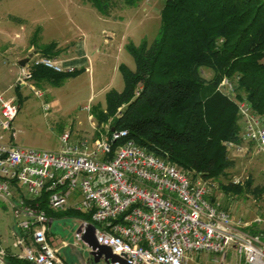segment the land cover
<instances>
[{"label": "built area", "instance_id": "1", "mask_svg": "<svg viewBox=\"0 0 264 264\" xmlns=\"http://www.w3.org/2000/svg\"><path fill=\"white\" fill-rule=\"evenodd\" d=\"M40 66L56 73L74 72L53 57L35 55L20 68V83L32 81L33 69ZM217 89L235 99L230 78L222 79ZM237 105L242 143L229 142L228 150L246 152L243 144L249 143L264 155L263 119L246 99ZM18 111L13 99L0 95V195L15 197L13 188L27 192V197L16 196L15 203L18 258L32 264H67L48 242L50 219L37 201L47 192L52 210L72 208L90 214L99 242L130 264H188L190 254L202 253L213 256L216 264H264V227L248 230L264 220H234L212 199L210 182L194 181L133 141L114 151L112 141L125 131L112 130L111 139L101 135L92 145L89 140L69 145V134H64L59 152L13 145L4 137L10 133L15 138L12 128ZM89 118L95 120L93 114ZM105 126L109 131V124ZM4 249L0 246V264H6Z\"/></svg>", "mask_w": 264, "mask_h": 264}, {"label": "trees", "instance_id": "2", "mask_svg": "<svg viewBox=\"0 0 264 264\" xmlns=\"http://www.w3.org/2000/svg\"><path fill=\"white\" fill-rule=\"evenodd\" d=\"M85 1L109 17L116 0ZM119 1L137 7L143 0ZM127 47L135 70L121 65L124 89L109 91L106 107L93 112L99 128L111 120L108 139L112 130L126 132L112 141L113 150L133 141L194 181L219 178L233 166L227 143H242L237 101L246 99L264 121V0H164L158 37ZM56 50L51 43L42 53L52 57ZM75 75L33 69L37 82ZM226 77L235 99L217 89ZM48 196L37 200L48 216L92 223L90 214L72 208L52 210ZM4 250L6 264H32Z\"/></svg>", "mask_w": 264, "mask_h": 264}, {"label": "rangeland", "instance_id": "3", "mask_svg": "<svg viewBox=\"0 0 264 264\" xmlns=\"http://www.w3.org/2000/svg\"><path fill=\"white\" fill-rule=\"evenodd\" d=\"M68 2L75 5H66ZM77 2L80 0H0V95L5 99L13 98L19 108L12 128L15 138L7 133L5 142L59 152L64 146V134H69V145H78L84 140H89L92 145L101 135L109 137L106 126L99 128L95 119V130L89 116L96 108L106 107L109 91L124 89L120 66L126 65L135 70L128 44L139 46L158 37L164 0H143L137 7L124 8L119 0L115 1L112 17L106 19L108 22L95 27V36L84 38L91 51L99 52L92 55L94 75L83 71L59 83L32 80L18 85L19 58L25 55L31 44L40 49L61 38L62 32L54 31L56 25L63 29V34L68 35L69 32L77 43L82 39L75 28L79 12ZM54 41L62 47L63 53L71 48L63 38ZM104 52L109 54L105 65L98 63ZM203 74L211 77L207 71ZM45 105H49V109H45ZM87 107H91L92 111H88ZM243 145L246 152L229 151L233 166L210 182L211 192L215 201L227 209L234 220L254 223L258 218L264 220V155L257 153L253 144ZM13 192L15 197L0 195V246L17 251L13 233L16 196L24 194L27 197V192L18 188H13ZM24 201L32 204L30 199L25 198ZM85 223L79 217L58 218L55 222L50 219L48 242L59 250L58 256L67 264H94L88 247L77 236L79 226ZM254 227L263 228L264 223L255 224L248 230ZM64 244L68 246L64 247ZM190 257L188 264H216L212 261L213 256L207 253L190 254Z\"/></svg>", "mask_w": 264, "mask_h": 264}, {"label": "crops", "instance_id": "4", "mask_svg": "<svg viewBox=\"0 0 264 264\" xmlns=\"http://www.w3.org/2000/svg\"><path fill=\"white\" fill-rule=\"evenodd\" d=\"M66 5L72 6V5H75V3L74 2H68V3H66ZM76 5H77L76 8L79 9V12L77 14L78 22L76 23L77 25L75 28L78 31L79 36H82V39L80 38L79 43H77L75 39H72V37H70L71 35L69 32H68V35L63 34V29H61L60 27H58L56 25L54 31L55 32H62V37L59 39H54V40H61L63 38L64 40H66V42H68L71 45L70 46L71 48L68 49V52L63 53V52H61L62 47L58 46L59 52H57V50H56L54 52V54H52L53 55L52 57L55 58L62 65V67L65 70H67L69 68H73L74 72L77 74L85 71V72H88L92 75V73H93L92 64L94 65V60H93L92 55H95L99 52L91 51L88 48V44L84 41L85 40L84 38H86V37L92 38L93 36H95L96 31H97V28L95 29V27L97 25H99V23L104 25V23H106V21L108 22V20H106V19H110L112 17V15H110L109 17H105V16L101 15L91 3H89L85 0H80V2H77ZM122 7L124 8L125 6H122ZM54 40L52 42L46 44L45 46H47L51 43H56L57 45H59ZM105 43L108 44L107 39H105ZM45 46L38 49L35 45L31 44L30 47L27 49L25 55H23L19 58V61L24 59V58H27L30 54H33V56L43 55L42 49ZM105 53L106 52H104L103 54L101 53L102 57L101 58L99 57L98 63H102L103 65H105L106 56L109 55V54H105ZM20 68L21 67L19 66V70L17 73V79L18 80H19ZM93 75H94V73H93ZM17 84L18 85H25L23 83H20V81H18ZM16 118H17V116H16ZM92 125H93V128H95V130H96L97 125H96L95 121L92 122ZM104 125L105 124L102 125V127H101L102 129L104 128ZM100 134H102V133H100ZM96 136H97V132H96ZM24 148H27V147H24ZM50 219H51V221L55 222L58 218L57 217H51ZM255 228L258 229L259 227H255Z\"/></svg>", "mask_w": 264, "mask_h": 264}, {"label": "water", "instance_id": "5", "mask_svg": "<svg viewBox=\"0 0 264 264\" xmlns=\"http://www.w3.org/2000/svg\"><path fill=\"white\" fill-rule=\"evenodd\" d=\"M32 57L33 54H30L27 58L20 60L18 65L20 67L26 66ZM77 236L88 247L94 264H130L124 255L115 254L110 246L99 242L96 236V226L93 223L86 222L85 224H81L77 231Z\"/></svg>", "mask_w": 264, "mask_h": 264}]
</instances>
